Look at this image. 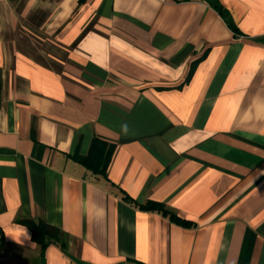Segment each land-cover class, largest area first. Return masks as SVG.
Segmentation results:
<instances>
[{
	"label": "crops",
	"instance_id": "0c3cea01",
	"mask_svg": "<svg viewBox=\"0 0 264 264\" xmlns=\"http://www.w3.org/2000/svg\"><path fill=\"white\" fill-rule=\"evenodd\" d=\"M217 2L239 34L207 0H0V264H264V0ZM93 136L191 225L86 177Z\"/></svg>",
	"mask_w": 264,
	"mask_h": 264
},
{
	"label": "trees",
	"instance_id": "16d2710c",
	"mask_svg": "<svg viewBox=\"0 0 264 264\" xmlns=\"http://www.w3.org/2000/svg\"><path fill=\"white\" fill-rule=\"evenodd\" d=\"M207 2L226 21L228 27L234 33L239 34L237 27L230 21L226 11L217 2V0H207ZM189 77L190 73L186 77L185 82L188 81ZM114 150V144L109 143L97 136H93L90 141L87 153L85 155L75 154L72 156V158L85 169L86 177L94 181L104 180L105 183L115 189V192L119 195V197L128 204L140 210L158 212L173 223L183 226L191 225L190 222L178 217L175 213L169 210L164 205V203L153 200H147L143 203H138L132 197H130L123 189H121L119 186L115 185L112 181H110L107 177V168L111 161ZM19 222L30 229L32 239L41 243L43 247L46 245L47 240L51 239L57 233L56 229L53 226L47 224L43 220L35 221L28 218H22L19 219Z\"/></svg>",
	"mask_w": 264,
	"mask_h": 264
},
{
	"label": "clouds",
	"instance_id": "9594fccd",
	"mask_svg": "<svg viewBox=\"0 0 264 264\" xmlns=\"http://www.w3.org/2000/svg\"><path fill=\"white\" fill-rule=\"evenodd\" d=\"M124 130L127 131V125L124 126ZM26 233V230H24Z\"/></svg>",
	"mask_w": 264,
	"mask_h": 264
}]
</instances>
